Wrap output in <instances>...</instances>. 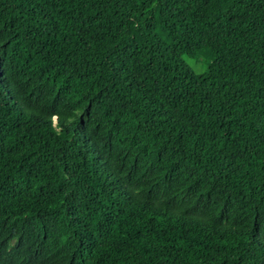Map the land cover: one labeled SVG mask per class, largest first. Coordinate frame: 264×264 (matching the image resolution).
<instances>
[{
  "label": "trees",
  "instance_id": "obj_1",
  "mask_svg": "<svg viewBox=\"0 0 264 264\" xmlns=\"http://www.w3.org/2000/svg\"><path fill=\"white\" fill-rule=\"evenodd\" d=\"M0 264H264V0H0Z\"/></svg>",
  "mask_w": 264,
  "mask_h": 264
}]
</instances>
